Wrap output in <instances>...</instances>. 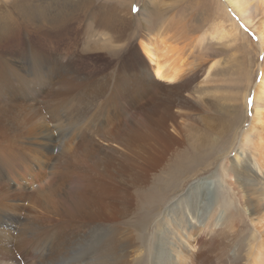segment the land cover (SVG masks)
<instances>
[{"label":"rangeland","instance_id":"374dc122","mask_svg":"<svg viewBox=\"0 0 264 264\" xmlns=\"http://www.w3.org/2000/svg\"><path fill=\"white\" fill-rule=\"evenodd\" d=\"M25 1L0 0V29H6L0 35V222L11 226L6 231L11 244L18 230L31 238L23 243L29 250L24 255L31 256L23 258V250L18 251L22 258L15 254L24 259L19 264H168L176 247L177 264H251L254 259L264 264V222L259 223L264 210L254 211L259 197L248 192L255 176L264 179V168L252 167L258 137H264V123L254 122L257 111L264 115V109H254L264 59L255 22L247 25L226 0H90L91 15L94 7L97 14L129 19L128 28H115L113 35L120 37H114L108 28L94 26L89 15L61 29L43 27L39 22L48 12L59 11L57 20H65L63 12L72 11L63 9L68 0L27 2L22 7L28 12L21 14ZM148 28L159 29L153 43L170 44L167 50L159 46L165 50L159 60L172 67L173 48L190 53L181 76L197 79L195 96L188 95L194 108L179 113L177 133L167 131L177 142L157 154L152 166L145 153L155 154L160 143L144 137L143 127L140 131L151 112L144 99L133 102L138 97L131 82L138 73L153 79L152 65L139 47ZM221 31L231 35L211 38ZM199 36L208 38L189 48V40ZM62 79L70 89H58ZM248 132L245 143L242 135ZM124 142L133 143L131 149L140 145L132 151ZM18 185L30 193L45 190L32 201L36 207L23 194L16 197ZM79 185L86 189L87 207L80 217L85 223L70 233L71 219L62 212ZM242 198L254 207L242 205ZM213 209L218 224L209 218ZM165 221L187 235L189 244L173 247L172 238L159 240L157 228ZM204 221L212 227H203ZM38 226L48 231L45 237L43 232L30 236ZM158 256L162 262L152 259Z\"/></svg>","mask_w":264,"mask_h":264},{"label":"bare ground","instance_id":"6f19581e","mask_svg":"<svg viewBox=\"0 0 264 264\" xmlns=\"http://www.w3.org/2000/svg\"><path fill=\"white\" fill-rule=\"evenodd\" d=\"M35 0H28V1H25L23 3H21V14H25V10L28 12V9H25L23 8V4L24 3H29V4H34ZM40 1V0H39ZM226 2H228V4H230L236 11L237 15L243 20L246 22L247 25H251L255 22V27H256V30H257V36H258V45H259V48H260V52H261V55L262 57H264V0H235V1H232V0H226ZM1 4V3H0ZM58 4V3H56ZM89 4H90V0H68L65 7L63 9H65L66 7H68L67 10L69 9H72V11L70 12V14L68 15V13L66 12H63L64 14H67V17L65 18L64 21H58L57 19L60 17L58 15L59 11L55 14V15H52L53 13H45L44 17H42L40 20V24L43 26V27H50L51 29L53 28H56L57 27H60V26H68L69 24H72V22H75V20H79V19H82V20H86V17L88 16V18H92V22H94V26L96 27H105V28H108L109 31L111 32V34L113 35L115 33V28H119L121 30V32L130 24V21L129 19L127 20L125 17H115V15L113 16L112 14H109L107 15V12L106 14H97L95 11H94V7H92V15L90 14V9H89ZM63 5V4H62ZM14 6V5H13ZM3 6L0 7V10H3L2 8ZM19 8V7H18ZM56 8V7H55ZM15 9V8H14ZM50 9V8H49ZM110 9V8H109ZM20 10V9H19ZM33 10V9H32ZM113 10V9H112ZM115 10V9H114ZM4 11V10H3ZM13 11V10H12ZM17 11V10H16ZM109 11V10H108ZM118 11V10H117ZM116 11V12H117ZM33 12V11H32ZM111 12V11H110ZM109 12V13H110ZM115 12V11H114ZM128 12V11H127ZM115 14V13H114ZM130 14V13H128ZM27 15V14H26ZM37 15V14H36ZM25 16V15H24ZM38 16V15H37ZM59 16V17H58ZM258 16V19L256 20L255 17ZM5 17V16H4ZM64 17V16H63ZM10 18V17H9ZM13 18V17H12ZM23 19V18H21ZM25 19V18H24ZM62 19V18H61ZM2 20V19H1ZM29 20V19H28ZM32 20V19H31ZM77 20V21H78ZM11 22H12V19H11ZM80 22V21H79ZM30 23V21H29ZM28 23V24H29ZM77 23V22H76ZM83 23V21H82ZM25 25V24H24ZM257 25V26H256ZM36 26V25H35ZM131 26V25H130ZM163 26V25H162ZM221 26V24H220ZM39 27V26H37ZM160 27V26H159ZM164 27V26H163ZM155 28V27H154ZM221 28V27H220ZM44 29V28H43ZM52 29V30H53ZM61 29V27L59 28ZM130 29V28H129ZM162 29V28H161ZM15 30V29H14ZM145 30V29H144ZM157 31H154L152 29H146V32H145V36L144 38L146 40H140V43H139V47L141 48V51L142 53L145 55V57L148 59V61L150 62V64L152 65L151 67V75L153 77V79H151V76L148 75V73L146 74H136V77H135V74L132 76L133 78H131V82L135 85V88H134V97H138L137 99H133V102L134 103H138V102H141V100H139L140 98H142V100L144 99L145 100V103H147L149 105L146 106L148 107V110L149 112H151V115H148L145 119H144V123L142 125L139 124V125H142L140 126V131H141V127L142 130L144 131L142 135H144V137H146L147 139H149L150 141H157L160 143V145L156 148H158L159 150H156L155 151V154L153 153H150L151 152V149L150 151H148L147 153H145V151H143V153L145 154H148V155H152V157H147V161L151 166L154 165L158 158H157V154L161 153V154H165V152L170 149V146L172 144H174L173 142H177V140H175L171 134H169L167 131H168V128L172 129L173 133H177V129L175 130L174 128V124L176 123L175 120L180 117L182 114H179L181 112L183 113H188L190 109H193L194 108V105H193V102H190V100L188 99V95H189V92H191V96L193 95L194 93V86L196 82V77L193 76V77H187L186 75L185 76H181L182 74V70L184 69L183 67L185 66L186 62L184 59L185 58H189L190 56V53L189 54H186L185 52L181 51L180 49L179 50H174L175 48H173V51H172V56H176L175 58V61L173 62V64L170 63V65L172 67H169L167 66V64L165 63V61H160L159 58L160 57V54H164L165 50H167L166 47H169L170 44H165V41H158L159 42V46H162L165 50L164 52H162V50L159 48L158 46V43H156V39L158 37H160L159 35V29H156ZM225 30V29H224ZM6 31V29H3L2 30L0 29V35L2 34V32ZM39 31V30H38ZM42 31V29H41ZM227 31V30H226ZM226 31H221V32H217L216 34L214 35H211V38H214L215 35L221 39L223 33L227 34V35H231V33L229 32H226ZM44 33V32H43ZM50 33V32H49ZM179 36L181 37L182 35L185 34V30L183 28L179 29ZM43 35V34H42ZM41 33H40V36H42ZM46 35V34H45ZM186 35V34H185ZM220 35V36H219ZM114 36V35H113ZM148 36V37H147ZM114 37H120L119 35L117 36H114ZM231 37V36H229ZM40 38V37H39ZM46 38V37H45ZM44 38V39H45ZM182 38V37H181ZM208 38V37H207ZM207 38H204V36H199L195 41L193 40H189L188 42V47L189 48H193V47H199L203 42L204 40H207ZM43 40V39H42ZM153 41H156L155 43H153ZM44 42H47L44 40ZM48 43V42H47ZM162 48V49H163ZM172 48V46L170 47ZM189 50V49H188ZM171 52V50H170ZM167 53V52H166ZM169 53V52H168ZM198 55V54H197ZM195 56V55H194ZM199 56V55H198ZM197 57V56H196ZM171 58V57H170ZM169 59V58H168ZM174 58H172L173 60ZM198 59V58H197ZM162 60V59H161ZM194 61H191L192 63H197V60L195 59L194 57ZM187 61V60H186ZM189 61V60H188ZM164 62V64H163ZM171 62V61H170ZM188 63V62H187ZM187 65V64H186ZM192 65V64H191ZM197 65V64H196ZM127 67V66H126ZM136 68V67H135ZM183 68V69H182ZM197 68V67H196ZM212 66L209 67V69H211ZM191 69V67H190ZM196 70V69H195ZM208 70V69H207ZM130 71V70H129ZM191 71V70H190ZM195 72V71H194ZM123 73V72H122ZM191 73H189L190 75ZM206 74H208V72H206ZM184 75V74H182ZM193 75V74H192ZM190 75V76H192ZM197 75V74H196ZM149 77V78H148ZM71 78V77H70ZM154 80V81H153ZM165 81H169V82H174L173 84L175 85H172L170 84L171 86H167L165 84H163L162 82H165ZM74 82V81H73ZM58 84H60L59 86V90L63 91V90H66V89H70L71 88V85H68L69 82H67L66 80H61ZM73 85V84H72ZM107 87V86H106ZM150 89L148 91H144L143 93H141V96H136L135 94H137L138 92L142 91L143 89ZM148 94V96H145L147 98H143L142 94ZM196 93V92H195ZM255 98H254V109L255 107L259 106L258 109L260 108L261 110L264 109V59L262 61V64H261V78H260V82L257 84L256 88H255ZM195 96V95H193ZM192 96V97H193ZM256 107V108H257ZM145 109V108H143ZM147 110V111H148ZM142 111V110H141ZM139 112V111H138ZM143 112V111H142ZM256 112V111H255ZM146 115V114H145ZM136 117V116H135ZM154 118V119H153ZM141 119V118H140ZM18 122L19 124L21 123V117H19L18 119ZM257 121H261L262 123H264V115L262 114V112H256L255 113V120L254 122H257ZM175 122V123H174ZM257 124V123H256ZM254 125V124H253ZM262 125V124H261ZM178 126V125H176ZM106 127V126H105ZM257 128V127H256ZM259 128V127H258ZM260 129V128H259ZM264 129V128H263ZM139 130V129H138ZM254 128H251L250 129V133L254 132ZM102 129L98 130L96 132V134L98 133H101ZM139 131V132H140ZM263 131V130H261ZM260 131V132H261ZM137 132V130H136ZM137 133L138 134H141L142 132L140 133ZM245 133L246 136L244 137V134L242 135V140L243 142L244 139H246L250 133ZM262 133V132H261ZM136 135V133H135ZM136 135V136H137ZM174 135V134H173ZM179 135V134H178ZM141 135H138L137 137H139ZM183 136V135H182ZM251 136V135H250ZM258 137V136H256ZM52 138V137H51ZM140 138V137H139ZM138 138V139H139ZM137 139V138H136ZM135 139V140H136ZM137 139V140H138ZM143 138L142 137V140L143 141ZM147 139H145V141H147ZM105 141L107 142H110V141H115V140H106ZM247 142V141H246ZM245 142V143H246ZM137 143V142H136ZM128 149H131V146H133V143H131V145L127 142H124L123 143ZM177 144V143H176ZM33 146H35L34 144H31ZM140 145L139 143L137 144V146ZM249 145V144H248ZM247 145V146H248ZM258 146L256 147V151H255V154H254V157L257 158L255 160V162L257 163H252V167L256 166V170L257 171H260L259 169H262L264 168V163L263 164H260L261 162L259 161V159H262L264 161V137H261V135L258 137ZM137 146L136 148L134 149H137ZM175 146V145H174ZM233 146V145H232ZM139 147V146H138ZM151 147L153 148L152 146H148V148ZM132 148V149H133ZM156 148H153L156 149ZM131 149V150H132ZM145 149V148H144ZM247 149V148H246ZM255 149V148H254ZM133 151V150H132ZM137 152V151H136ZM246 154V153H245ZM142 157V156H141ZM242 158V157H241ZM145 159V158H144ZM138 160V159H137ZM140 160V159H139ZM141 160L143 161V159L141 158ZM244 160V159H243ZM247 161V160H246ZM253 161V160H252ZM251 161V162H252ZM141 162V161H140ZM145 162V161H143ZM240 162V161H239ZM143 164V163H142ZM139 165V163H138ZM148 165V164H146ZM237 165V163H236ZM131 166L133 168V170L137 167L136 164H135V160L134 159H131ZM143 166H145V164H143ZM142 166V167H143ZM141 167V166H140ZM147 167V166H145ZM175 167V166H174ZM235 167V166H234ZM237 167V166H236ZM251 167V168H252ZM148 169V168H146ZM145 169V170H146ZM144 170V171H145ZM235 170V169H234ZM238 170V169H237ZM251 170V169H250ZM253 170V169H252ZM255 170V171H256ZM142 172V171H141ZM147 172V171H146ZM227 172V171H226ZM230 172V170H229ZM252 172V171H251ZM143 173V172H142ZM228 173V172H227ZM232 173V172H231ZM235 173V171L233 172V174ZM253 174V173H252ZM259 174V172L257 173ZM264 174V173H263ZM145 176V175H144ZM225 176V175H224ZM232 176V175H231ZM248 176V175H247ZM173 177V176H172ZM227 177V176H226ZM237 177V176H236ZM222 178V177H221ZM225 178V177H223ZM238 178V177H237ZM178 179V178H177ZM239 179V178H238ZM83 179H80L78 180V182L82 181ZM230 180V179H229ZM255 185H253L252 187L253 188H250V197H252L253 195H258L259 197V200L256 202L255 205H257L254 208V211L257 213V211L261 212V210L263 209L264 210V200L260 199V198H264V179L262 178H259L257 176H255ZM224 181V180H223ZM138 182V181H137ZM224 182H227V181H224ZM231 182V181H230ZM238 182V181H237ZM236 182V183H237ZM250 182V181H249ZM87 183V180L85 179L84 180V183L85 184ZM139 183V182H138ZM221 183V182H219ZM228 184V183H227ZM226 184V185H227ZM240 184V183H239ZM247 184V183H246ZM254 184V183H253ZM221 185V184H220ZM10 186V185H9ZM203 186V185H202ZM235 186V185H234ZM246 186V185H245ZM140 188V187H139ZM138 188V189H139ZM245 188V187H244ZM18 190H15L14 192L16 193V197H22L23 196L21 194H23L24 196H26L30 202L31 205L33 206H37L36 203L32 202V201H35L36 198H39L41 199L42 196L44 195V191L45 190H38L37 188L32 192L30 193L29 190L27 191H21V186L18 185ZM80 189V191H79ZM211 186L210 188L207 189V191L209 193H211L212 195V192H211ZM235 189V188H234ZM236 190V189H235ZM247 190V189H246ZM47 191H49L47 189ZM233 191V190H232ZM242 191V190H241ZM10 192V191H9ZM233 192H236L237 191H233ZM4 193V192H3ZM197 193V192H196ZM216 193V192H215ZM83 194L84 198L81 197ZM159 194V193H158ZM156 194V195H158ZM4 195V194H2ZM163 195V194H162ZM197 195V194H196ZM241 196V195H240ZM243 196V195H242ZM157 197V196H156ZM155 197V198H156ZM161 197V196H160ZM86 189H82L81 185H79V187H77L75 189V192H74V200L72 203H70L67 208L62 212V215L63 217L65 218H68V219H71L70 220V226H71V230L69 231L70 233L73 231V228L75 226H79V227H84V223H83V220L80 219L81 217V213H82V209L83 208H86L87 205H86ZM241 197H239L240 199ZM253 198V197H252ZM159 199V198H158ZM6 200V199H5ZM214 200V199H212ZM244 198H242L240 200L241 204L243 205H250L252 207H254L252 204H249L247 200H244ZM179 202V201H178ZM184 202V201H183ZM216 203V202H215ZM229 203V202H228ZM183 204V203H182ZM178 206V205H177ZM14 207V206H12ZM18 207V206H17ZM212 206H210L211 208ZM181 208V207H180ZM192 208V207H191ZM213 208V207H212ZM187 209V208H186ZM44 211H46L45 209H43ZM184 210V209H183ZM215 210L216 209H213L211 214H212V217L211 214L209 216L210 220H214L215 222H217L216 224H218V222H220L221 220H217L216 219V216H215ZM185 211V210H184ZM253 211V210H252ZM219 212V210H218ZM254 212V213H255ZM184 213V212H183ZM53 215H55L56 217H60V214L56 213V212H52ZM85 214V213H84ZM167 215V214H166ZM189 215V214H188ZM193 215V214H192ZM249 215V214H248ZM84 216V215H83ZM223 216V215H221ZM261 218L259 219V223L261 222H264V214H261L260 215ZM259 216V217H260ZM167 217V216H166ZM181 217V216H180ZM186 217V216H185ZM192 217V216H191ZM214 217V218H213ZM250 217H253V216H250ZM187 218V217H186ZM197 218L196 216L192 217V223L193 224H199V222L197 221ZM188 219V218H187ZM8 220V219H7ZM172 220V219H171ZM209 220V222H210ZM263 220V221H262ZM14 222V221H13ZM12 222V223H13ZM175 222V221H174ZM177 222V221H176ZM190 222V221H189ZM205 224H203V227L204 226H210L212 227V223L211 225L207 223V221H204ZM214 222V223H215ZM19 223V221H18ZM161 223V222H160ZM168 223H170L169 221H165V222H162L161 223V226L157 228V236L156 237H159V240L161 239H170L172 238L173 239V247L175 245H178V244H182L185 245L186 244H189V239L187 237V235H184L181 234L180 232H178L176 229L175 230H172L170 229ZM201 223V222H200ZM258 223V224H259ZM178 224V223H177ZM182 224V223H180ZM13 225V224H12ZM190 225V224H189ZM187 225V226H189ZM176 226V225H175ZM179 226V225H178ZM185 226V225H184ZM192 226V225H191ZM202 226V224H201ZM17 227V226H16ZM193 227V226H192ZM216 227V226H214ZM11 228L10 225H7V224H4L3 222H0V264H19L20 262H23L24 259H21L22 257L25 258L26 256V259L29 258V255L30 253L27 255L26 253V256L24 255V252H29L27 246L25 244H23L24 242H26V240H31V238L26 235L25 233L22 234L20 232V230H18V234L15 238V241L13 244L10 243L11 239H10V236L6 233V231H8V229ZM183 228V227H182ZM191 228V227H190ZM178 229V228H177ZM206 229V228H205ZM78 230V229H77ZM80 230V229H79ZM198 230V229H197ZM210 230V229H209ZM46 231V229L42 228L41 226H38V228L35 230V231H30V236L34 237L36 236L37 234L39 235L40 233H42L41 237H45L44 235H47L48 234V231ZM194 231L196 232V230L194 229ZM185 232V231H184ZM188 234V233H187ZM69 235V234H68ZM67 235V236H68ZM199 235V234H198ZM9 236V238H8ZM191 236V235H190ZM70 237V236H69ZM14 238V237H13ZM67 238V237H66ZM82 238V237H81ZM182 238V239H181ZM10 240V241H9ZM69 240V239H68ZM21 241V242H20ZM33 241V240H32ZM12 242V241H11ZM28 243V242H27ZM33 244V243H32ZM34 245V244H33ZM31 246V245H30ZM8 247H11V248H8ZM170 247H171V244L170 242L168 243V251L170 253ZM19 250H23L22 251V257H21V253L19 254L18 251ZM27 250V251H25ZM37 252V251H36ZM174 253V257H173V260L170 261L168 264H177V258H178V255H179V248L176 247L175 250L173 251ZM15 254H19L21 258H19L18 256H16ZM25 256V257H24ZM31 256V255H30ZM125 256V254H124ZM106 257V256H105ZM80 259V258H79ZM82 259V258H81ZM80 259V260H81ZM154 261H159V262H162L163 261V258L160 259V257L158 256L157 258L155 257L152 258ZM39 260V259H38ZM251 264H257V260L254 259V260H251L250 261ZM87 264V263H86ZM248 264V263H247Z\"/></svg>","mask_w":264,"mask_h":264},{"label":"snow or ice","instance_id":"6c2138e0","mask_svg":"<svg viewBox=\"0 0 264 264\" xmlns=\"http://www.w3.org/2000/svg\"><path fill=\"white\" fill-rule=\"evenodd\" d=\"M133 10H134V11L136 10L135 7L133 8Z\"/></svg>","mask_w":264,"mask_h":264}]
</instances>
